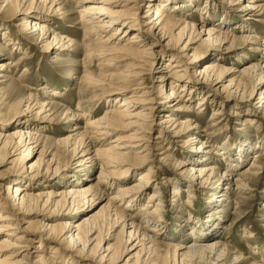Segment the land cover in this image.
Instances as JSON below:
<instances>
[{
	"label": "rangeland",
	"instance_id": "obj_1",
	"mask_svg": "<svg viewBox=\"0 0 264 264\" xmlns=\"http://www.w3.org/2000/svg\"><path fill=\"white\" fill-rule=\"evenodd\" d=\"M130 1L128 8L131 9L128 17L140 26L141 17L146 15V3L144 0ZM168 1L170 4L156 0L155 3L158 5L152 6L154 13L158 6L163 9L161 13L165 25L164 38L167 39H163L160 45L155 46L154 51L159 52L155 63L142 66L140 70L135 69L140 66L134 56L136 49L123 47L126 50L120 53L109 52L106 48L110 46L102 43L103 37L116 31L117 26L105 34H100L90 32V26L83 24L84 19L80 18V13L86 4H76L72 0H58V5L51 13H44L42 8L44 5L50 6L51 2L47 4L49 0L45 3H40V0H24L22 9L26 7L29 11L35 8L39 12L33 11L30 16L22 15V17L26 20H31V17L40 18L38 24L46 26L50 32H53L52 34L63 38V43L67 42L70 46L62 49L49 47L52 34L47 40L35 46L21 38L18 28L24 20L21 17L16 19L12 17L16 9L15 2L6 5V0H0V64L7 66L6 75L9 79L0 85V94L3 95L0 101V120L4 119L7 122L4 124L6 129L0 130V179L6 178L2 184L5 190L9 187H17L25 190L28 196L22 205L12 207L13 200L8 201L12 196L4 189L1 190V195L9 204L7 213L3 215L15 220L11 221L13 225L17 222L21 229L28 227L27 229L32 230L29 236L35 235L33 231L36 229L43 230L45 225L50 226V231L44 233L57 236L62 233V224L78 223L90 217V222L83 226L80 236L84 237L88 231L94 229L91 239L95 238L98 243L104 244L105 249L111 248L117 258H124L123 260L126 261L127 258L133 259V256H136L134 264H170L174 247L182 245L189 248L190 244H194L195 246H191L194 248L215 242L219 243L222 255L217 251H208L202 254L201 258L194 259L193 264H264V111H254L248 103L223 100L231 91L244 86L249 91L252 85H255L256 97L264 91V75H262L264 74V0L255 4H247V0ZM57 8H61L58 15L54 13ZM109 9L114 12L120 7ZM208 30L212 31L211 36L204 35ZM134 32L136 30L131 31L128 37ZM168 40L178 51L185 48L181 53L186 59H180L182 61L180 64L186 68L184 74L186 85L180 83L178 87L171 88L170 79L162 86H157L155 83L167 61L166 53L170 52V49L164 47ZM17 42L20 43L19 46L15 44ZM10 43L13 46H9ZM149 44L151 41L146 42L145 45ZM212 65H216L215 72L199 75L205 67ZM246 69L254 70L252 79L243 74ZM126 72H132L131 74L138 72L137 74L142 76L130 80L129 83L123 82L121 77ZM206 75H214L220 79L222 83L219 86L223 93H215L212 88L204 86L202 80ZM99 81L103 85L94 84ZM10 84L11 89L8 88ZM137 87L140 90L135 91ZM184 87L187 90L183 97L186 101L182 104L187 110L179 111L175 115H178L180 121L189 119L196 129L177 139L176 145L173 144L174 153L172 151L170 155L172 159L164 162L163 166L157 161L139 164L136 167L133 165V177L131 180H126L127 184L132 185L138 181L142 173L148 170L153 172L152 185L160 190L162 198L159 202L164 206L158 218L165 221L167 228L160 230L161 234L158 235L146 232L159 243L152 253L147 254L141 251L140 247L131 250L132 246L137 244L128 238L130 229L126 228L123 222L114 225L105 218L104 198H108L113 192L108 191L104 186H99L97 181L101 172L106 175L103 181L110 183L109 168L90 163L80 164L83 159L79 157L80 155L73 156L72 149L68 146L79 145L85 140L84 132H88L91 139L85 143L89 148L107 150L111 147L110 141L118 136L130 134L132 128L125 125L126 122H120L119 131L106 138L96 136L92 133L95 130L86 128L89 123L116 110L119 102L115 104L114 97L108 98L111 91H123L127 97L139 101L144 99L154 101V105H148V108L155 109L153 114L157 116L156 120L159 122V118L167 115V111L160 108L164 98L158 100L157 96L164 93L163 89L180 95ZM194 88L198 90L194 91ZM201 89L204 91L202 92ZM204 99L207 103L198 109V104ZM43 103L48 104L46 108L48 113L36 116L39 108L35 104ZM232 104H240L244 109L238 111ZM27 106L29 110L26 109ZM246 108L252 112L247 114ZM213 113H218V116H214ZM72 114H77L80 118L72 119ZM45 115H48L49 122L43 118ZM245 118L251 121L255 118L259 123L244 124L242 122ZM15 131H28L39 136L37 147L33 148L34 145H29L33 148V153L27 152L25 148H21L20 151L11 149L13 140L8 135ZM147 131L150 134L146 135L147 140L153 141L158 133L157 126L152 125ZM192 137L196 140L190 143L189 139ZM63 140H67L68 146L62 144ZM244 141H248L249 147L244 158L239 159L236 153L245 143ZM202 143L206 147H201ZM198 149L209 152L208 163L213 164L216 171L206 186L198 185V182L193 183L189 173H186L187 170L182 172L175 167L176 161L192 162V159H195L192 150L198 151ZM24 150L23 154H19ZM254 154L260 157L255 159ZM153 157L151 156L150 159ZM132 162L138 164L135 159ZM40 166L48 170L49 174L34 178L35 174L31 170ZM193 166L195 164L189 163L186 169ZM224 171L229 174L226 179ZM163 177H168L171 182L185 181L187 187L163 185L161 182ZM228 179L231 182L229 189H225V194L217 193L216 188H225L223 184ZM77 181H82V188L89 187L90 192L74 200L76 205H79L77 212L63 215L71 200L55 196L74 186ZM149 185L150 183L147 184L146 191L140 193V202L136 205L126 209L127 202L124 201L119 207L121 211L126 209L125 218L134 217L135 225L143 228V231L149 230L148 227L152 226V223H145L148 217L143 214L148 211H141L152 191L149 189L152 185ZM119 186L116 183L112 185L114 189ZM172 191L179 194L176 202ZM209 192L215 193L212 194L214 196H210ZM38 194H45L46 197L37 198ZM46 201L49 203L44 205ZM157 205L155 203L153 207L160 209ZM213 223L217 224L218 234L209 238L203 237L202 231ZM192 231H196L198 237L190 236ZM20 234L23 235V232L14 233L15 236ZM4 237L6 234L1 233L0 242ZM36 242L44 244L41 248L44 253L41 255L53 258L51 248H55L59 250L56 251L57 256L61 252L78 264H91L88 260L96 252L94 242L89 247L91 251L85 252L80 250V246L74 247L73 250L71 247L70 252H65L62 247L47 243L42 238L37 239ZM37 245L38 243H33L29 252ZM76 255L85 256L88 260ZM53 259L58 258L55 255ZM58 262L68 264L66 259ZM123 263L124 261L120 264Z\"/></svg>",
	"mask_w": 264,
	"mask_h": 264
},
{
	"label": "bare ground",
	"instance_id": "obj_2",
	"mask_svg": "<svg viewBox=\"0 0 264 264\" xmlns=\"http://www.w3.org/2000/svg\"><path fill=\"white\" fill-rule=\"evenodd\" d=\"M76 4H86V7L82 9L80 18L84 19L83 24L90 26V32L92 33H100L105 34L110 29H114L117 26V30L112 33H109V35L104 36V41L102 42L104 45H109L110 47L106 48L107 51H117V53H120L124 50H126L123 47H129V49H136V55L135 59L137 60V63H139L140 66L135 69H142V66L148 65L149 63L153 65L155 61L158 59L159 52L154 51L156 45H160V42H163L164 38V17L162 18L161 13V7H156L155 10L156 13L152 11V6H157L158 4L155 3L156 0H144L146 3L145 8H147V11L145 12L146 15L142 16V24L139 26L137 23H133L131 18L128 16L130 15L128 8L129 4L131 3L130 0H72ZM140 1V0H139ZM167 2L168 0H163ZM245 1V0H244ZM257 1L260 0H247V4H255L258 3ZM15 2L16 9L14 13L12 14L13 18H20L24 20L19 25L18 33L21 38H24L30 45H36L37 43H42L43 40H47L53 32H50L49 29H47L46 26L38 24V21L40 18L31 17V20H26L22 17V15H29L33 14L32 12H39L38 9L31 8L29 11L26 7L22 9V4L24 0H6V5H10ZM46 0H40V3H45ZM51 2V3H50ZM50 3V6L47 7V5L43 6L42 12L44 13H51V11L54 9L56 5H58V0H49L47 4ZM154 3V4H153ZM112 7L119 8L118 10L112 12ZM137 8V7H136ZM254 8V7H250ZM27 11V12H26ZM61 8H57L54 13L57 15L60 13ZM149 11V12H148ZM154 14V15H153ZM135 16H138L137 14H134ZM30 16V15H29ZM134 16V17H135ZM144 20V21H143ZM136 30L130 37H128L129 33L131 31ZM210 30L205 31L204 35L207 34V36H211ZM128 37V38H127ZM151 41V44L145 45L146 42ZM9 42V41H8ZM264 43V42H263ZM16 45H20L19 42L15 43ZM118 46H116V45ZM68 47H67V46ZM172 45V46H171ZM9 46H13V44H9ZM122 46V47H119ZM49 47H60L62 49H67L70 46L68 43H63V38H60L56 34H52V39L49 42ZM164 47H166L170 52L166 53V59L167 60L164 64V69L161 70V75L158 77V79L155 81L157 83V86H162L165 81L170 79V87L173 88L178 87L180 83H185V69L184 66H182V61L180 59H184L185 56H183V53L185 51V48L182 50H177L176 47L173 46V44L168 40ZM222 46L220 45V48ZM130 53L131 50H128ZM134 53V52H133ZM132 53V54H133ZM176 53V54H175ZM10 54V53H9ZM103 55V54H102ZM178 55V56H177ZM180 61H179V60ZM186 59V58H185ZM184 61V60H183ZM181 63V64H180ZM149 66V65H148ZM8 68L4 64H0V85L3 83H6L8 79V75L6 73ZM217 70L216 65L205 67L202 72H200V76L208 73H213ZM145 71V70H144ZM254 70L252 69H246L243 71V74L245 76H248L249 79L253 78ZM128 73V72H126ZM123 74L122 75V81L129 83L130 80L138 79L141 74ZM143 73V72H142ZM264 75V74H262ZM261 76L259 77L258 81L260 80ZM93 81V80H92ZM94 83V82H93ZM202 83L204 86L206 85L207 88H212V91L223 93V90H220V82L219 78H216L214 75L210 76H204V79L202 80ZM97 86L103 85L101 81L94 83ZM189 85V84H187ZM139 86V84H138ZM11 84L8 86L9 89H11ZM244 86L243 88H236L234 91H231L229 94H227L223 100L231 101V102H243L248 103L250 107L254 111H264V91L259 94V97H256L255 95V85H252L251 90H247ZM135 90V89H134ZM137 90H140L139 87H137ZM197 91V89L194 88V91ZM203 92L204 90L201 89ZM163 94L158 95L157 99L161 100V98H164V101L162 103L161 110H166L167 115L162 116L159 118V122L156 120V115L153 114L154 108H148V105H152L154 101H147L146 99L139 101L136 100L133 97H127L125 92L117 90V91H111L108 95V98H115V104L119 102L117 105V108L115 111H112L110 113H107L104 117L97 119L94 122L89 123L86 125V128H89L92 131L93 134L96 136H102V137H110L113 133H117L119 130L118 128L121 126L120 122H126L125 125L132 128L130 131V134L128 136H118L113 141H110V149L107 150H100L96 148H89L86 145V141H90V136L88 135V132H84V139L79 145H72L68 146V143H66L67 140H63L62 144L65 143L68 148L72 149L73 156L77 157V155L82 158L83 160L80 161V164H86L90 163L92 165H101L102 167L109 168L108 175L111 177L110 183L107 181H103V179L106 177L105 174L99 173L97 181L99 186H104L105 189L108 191H112L113 194H111L108 198H104L105 203V218L108 222L117 225L123 222L125 224L126 228H129L130 231L128 232V238L132 241H135L137 245H133L131 250L136 249L137 247H140L141 251H145V253H152L154 247L158 246L159 243L155 240V238L146 232L158 235L161 234L160 230L165 229L166 223L161 218H158L160 216V212L162 211L163 205L161 206V195L160 190L157 186L152 185V176L153 172L151 170H148L140 175L138 178V181L134 184H127L126 180L132 179V173H133V165L136 167L137 165H143L153 162L160 163L161 166L164 165V162L167 160L172 159L170 156L172 154V151L174 149V145L177 143L178 138H182L183 135H186L189 133V131L195 130L196 127H193V125L190 123V120H184L180 121V119L177 117L178 115L175 113H179V111H186L187 109L182 104L184 103V94L187 92L186 87L181 89V94L175 93L173 91H167L163 89ZM207 95L209 92L205 91ZM134 93V92H133ZM147 94V93H146ZM53 95V94H52ZM144 95V93H143ZM190 95V94H189ZM210 95V94H209ZM148 96V95H147ZM3 95L0 94V101H2ZM8 97V96H7ZM10 97V96H9ZM5 98V97H4ZM120 99V100H119ZM8 100V99H7ZM6 100V101H7ZM109 100V99H108ZM188 100V99H187ZM207 103V100L204 99V101L200 102L198 104V109L202 108ZM2 104V103H1ZM159 104V102H158ZM217 106V102H215ZM229 104V103H228ZM227 104V105H228ZM3 105V104H2ZM37 105V108H39V111L36 113V116H39L41 114L48 113V110L46 108L48 107V104H35ZM154 105V104H153ZM236 108V110L240 111L243 110V106L240 104H232ZM1 106V105H0ZM248 106V107H249ZM263 107V108H262ZM27 110H29V107H26ZM246 113L249 114L252 111L249 109H245ZM148 112V113H147ZM169 114V115H168ZM214 116H218V113H213ZM72 119H79V115L72 114ZM46 119V121L49 122L48 115H45L43 117ZM7 123L4 121V119L0 120V130L3 131L6 129L4 127V124ZM244 124H250L255 125L258 124L259 121H255V118L249 120L248 118L244 119ZM152 125L157 126V135L153 138V141H148L146 138V135H150L147 130ZM184 132V134H183ZM90 132V134H92ZM13 140V145L11 147L12 150L20 151L21 148H25L27 152L33 153V148L38 146L39 142V136L36 134H33L28 131H15L8 135ZM1 137V135H0ZM196 139L194 137L189 139V142L192 143V141H195ZM240 148H238V152L236 153V156L238 158H244V156L247 154V150L249 147L248 141H244ZM254 144V143H253ZM252 144V145H253ZM29 145H34V147H29ZM178 145V144H177ZM87 147V149H86ZM201 147H206L204 143H202ZM258 147V146H256ZM24 151H21L19 154H23ZM174 153V151H173ZM18 154V155H19ZM194 154V158L191 161L183 162V161H176V168L179 170H182V172H186V170L191 176V179L194 182H198V185H208L210 183L211 177H213L216 173L215 167H213L209 161V152L204 151H198L192 150V155ZM151 156H154L153 159H150ZM255 159H258L260 156L258 154H254ZM20 157H23L20 155ZM237 158V157H236ZM137 160V163L132 162L133 160ZM156 159V160H155ZM175 161V160H174ZM174 163V164H175ZM195 164L193 167H189V169H186L188 164ZM255 167V166H252ZM158 169V168H157ZM164 171V168H162ZM34 172V178H38L41 176H47L49 174L48 170H44L42 166L37 168H34L31 170ZM108 177V178H109ZM224 177H229V174H227V171H224ZM224 179V180H225ZM6 180V178L0 179V234H6V237L2 238V241L0 242V264H59L58 260L66 259L68 264H78L73 261V259L67 257L65 254H62L60 252V255L57 256L58 253H56L55 248L53 249L52 254L54 255L53 258L56 255V260L53 258H49L46 256H43L41 254L44 253V250L41 249L44 244H40V242H36L37 239L42 238L43 241H46L47 243L54 244L57 246L62 247L63 251L70 252V248L73 250L74 247L80 246V250L82 252H85L87 250H90L89 247L94 242L93 245L96 247V252L90 258L89 260L85 256H79L76 255L79 258L88 260L91 264H109L111 262H114L116 264H120L124 261L123 264H134L135 263V257L132 259V257H129L125 260L124 258H117L116 254L113 253L111 248H104V244L98 243L96 239H91V236L95 232L94 229L88 231L84 237L80 236L81 230L83 226L87 225L90 221L89 218L83 219L81 222L78 223H64L62 224V233L59 235H53L52 233H44L50 231V226L45 225L46 227L42 230V228L36 229L33 231L35 235L29 236L30 232L32 230L19 227L20 225L16 224L13 225L8 215L4 216L3 213H7V208L9 206L8 201L13 200L11 206L15 207L17 205H22L28 196L25 193V190L18 189L17 187H9L6 190L4 189V186L2 185L3 182ZM222 180V179H221ZM230 179L227 180V182L223 185V187H217L216 192L225 194V189H229V182ZM161 182H163V185H169L174 184L176 187H187V183L185 181H177V182H171V179L168 177L161 178ZM82 181H77V183L74 184V186H71L69 189H65L61 191V193L57 194L55 197L62 196L63 198H66L69 201V206L66 209V212L63 215H72V212H77V208H79V205H76L74 202L75 199L79 197H83L87 195L90 192V188H82ZM104 183V184H103ZM113 183H116L117 185H120L117 189H114L112 187ZM150 183L149 189L152 190L151 193L148 195V200L141 211H148L144 213V216H147L145 223H152V226L148 227L149 230L143 231V228L135 225V218H125L127 212L126 209L136 205L138 202H140V193L143 191H146L147 184ZM81 184V185H80ZM80 185V186H79ZM242 186V185H241ZM5 190L6 193L10 194L12 197L10 199H5L1 195V190ZM174 189V188H173ZM211 193V192H209ZM172 194L174 195V202H176L177 196L179 195L176 191H172ZM211 193L210 196H214ZM37 198H44L46 197L45 194H38L36 195ZM1 200H4L1 202ZM126 201L127 205L125 206L126 209L120 210L119 207L122 202ZM68 202V201H67ZM211 202V200H210ZM49 202H45L44 205H47ZM157 205V207L160 206V209H157L156 207H153V205ZM58 207V206H57ZM76 209V210H75ZM59 214V213H58ZM125 215V216H124ZM145 218V217H144ZM127 220H129V223L127 224ZM264 220V219H263ZM153 223H156V225ZM19 225V226H18ZM15 232H23V235L15 236ZM203 237L209 238V236L213 235L216 236L218 234V227L216 223H213L212 225H208L207 229L202 231ZM38 233H44V234H38ZM46 234V237H44ZM198 233L196 231H192L190 233V236L196 237ZM200 234V233H199ZM43 235V237H42ZM201 236V237H202ZM198 237V235H197ZM200 237V235H199ZM84 238V240H83ZM193 238V237H192ZM106 239V238H105ZM200 239V238H199ZM104 241V240H103ZM33 243H38L37 246L33 248L29 252V248ZM218 242H215L210 245H204L201 247H194V244L191 245L189 248H186L184 246H178L173 248V258L170 260V264H193L195 261L194 259L201 258L202 254L208 251H217L218 254L222 255V251L219 250L220 246H218ZM47 245V244H46ZM89 245V246H88ZM59 251V250H58ZM184 251V252H183ZM212 254V253H211ZM136 255V254H135ZM52 256V255H51ZM220 258V256H218ZM237 260V258H235ZM61 262V261H60Z\"/></svg>",
	"mask_w": 264,
	"mask_h": 264
}]
</instances>
